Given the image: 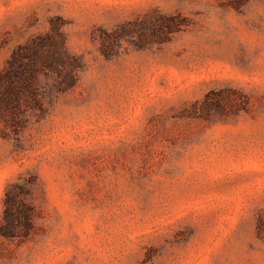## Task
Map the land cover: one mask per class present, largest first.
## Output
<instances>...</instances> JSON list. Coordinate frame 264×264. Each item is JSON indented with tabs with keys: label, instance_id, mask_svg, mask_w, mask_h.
Masks as SVG:
<instances>
[{
	"label": "rangeland",
	"instance_id": "374dc122",
	"mask_svg": "<svg viewBox=\"0 0 264 264\" xmlns=\"http://www.w3.org/2000/svg\"><path fill=\"white\" fill-rule=\"evenodd\" d=\"M55 26L81 68L0 121V221L35 210L0 264H264V0H0V74Z\"/></svg>",
	"mask_w": 264,
	"mask_h": 264
},
{
	"label": "trees",
	"instance_id": "16d2710c",
	"mask_svg": "<svg viewBox=\"0 0 264 264\" xmlns=\"http://www.w3.org/2000/svg\"><path fill=\"white\" fill-rule=\"evenodd\" d=\"M80 68L79 60L66 49L57 26L46 35L18 47L0 74V121L5 123V129L19 125L28 109H42L38 98L41 74L50 71L64 74L58 81L57 90L65 92L76 85ZM32 183L18 181L7 187L0 236L26 238L34 231L35 210L27 201L28 187Z\"/></svg>",
	"mask_w": 264,
	"mask_h": 264
}]
</instances>
